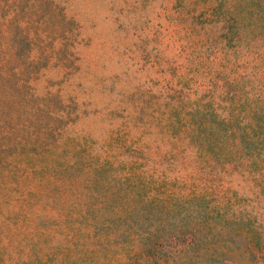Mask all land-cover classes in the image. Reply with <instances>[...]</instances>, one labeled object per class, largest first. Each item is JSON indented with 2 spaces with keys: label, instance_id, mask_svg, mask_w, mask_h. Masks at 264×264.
<instances>
[{
  "label": "rangeland",
  "instance_id": "rangeland-1",
  "mask_svg": "<svg viewBox=\"0 0 264 264\" xmlns=\"http://www.w3.org/2000/svg\"><path fill=\"white\" fill-rule=\"evenodd\" d=\"M183 197L264 264V0H0V264H144Z\"/></svg>",
  "mask_w": 264,
  "mask_h": 264
},
{
  "label": "trees",
  "instance_id": "trees-1",
  "mask_svg": "<svg viewBox=\"0 0 264 264\" xmlns=\"http://www.w3.org/2000/svg\"><path fill=\"white\" fill-rule=\"evenodd\" d=\"M224 207L211 204L210 200L183 197L169 210L154 214L150 220L147 218L146 229H151L140 239L144 264H203L211 245L217 241H223V245L224 241L234 242L241 218L235 212L227 214ZM185 217L187 220L181 222ZM165 219L169 229L160 234L159 224ZM216 262L228 264L218 258Z\"/></svg>",
  "mask_w": 264,
  "mask_h": 264
}]
</instances>
